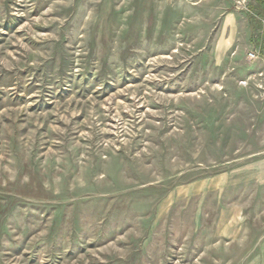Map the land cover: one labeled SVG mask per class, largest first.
I'll return each instance as SVG.
<instances>
[{
	"label": "rangeland",
	"instance_id": "obj_1",
	"mask_svg": "<svg viewBox=\"0 0 264 264\" xmlns=\"http://www.w3.org/2000/svg\"><path fill=\"white\" fill-rule=\"evenodd\" d=\"M237 1L0 0V264H264Z\"/></svg>",
	"mask_w": 264,
	"mask_h": 264
},
{
	"label": "built area",
	"instance_id": "obj_2",
	"mask_svg": "<svg viewBox=\"0 0 264 264\" xmlns=\"http://www.w3.org/2000/svg\"><path fill=\"white\" fill-rule=\"evenodd\" d=\"M237 4H240L242 8L247 9L246 0H238ZM263 18L264 17L257 18L259 22H261L260 26L262 27V29H264V19ZM261 34L264 35V30H262V32L259 33V35ZM259 35L257 37H259ZM262 50H264V48L262 49L260 46L259 47L254 46L251 50L247 52V60L250 62H253L257 59H264V52Z\"/></svg>",
	"mask_w": 264,
	"mask_h": 264
},
{
	"label": "crops",
	"instance_id": "obj_3",
	"mask_svg": "<svg viewBox=\"0 0 264 264\" xmlns=\"http://www.w3.org/2000/svg\"><path fill=\"white\" fill-rule=\"evenodd\" d=\"M260 3V2H259ZM258 3V5H259ZM258 7V6H257ZM256 8V7H255ZM233 22H234V15L232 13H228L227 16H226V23L230 24L231 26L233 25ZM259 35V34H258ZM257 35V36H258ZM258 38V37H257ZM256 38V39H257ZM254 40V43H252L253 47L256 46V47H261L263 49V47L261 45H259V41L257 40ZM231 38L227 40V45L225 47V49H227L230 45H231ZM250 48V47H249ZM252 49V47L250 48V50ZM259 178H260V181H261V184H264V170L261 171V175H259Z\"/></svg>",
	"mask_w": 264,
	"mask_h": 264
},
{
	"label": "trees",
	"instance_id": "obj_4",
	"mask_svg": "<svg viewBox=\"0 0 264 264\" xmlns=\"http://www.w3.org/2000/svg\"><path fill=\"white\" fill-rule=\"evenodd\" d=\"M264 17V0H260L258 7H256V13H254V18ZM258 20V19H257ZM258 24L261 25V22L258 20ZM259 45L264 48V35H259Z\"/></svg>",
	"mask_w": 264,
	"mask_h": 264
}]
</instances>
